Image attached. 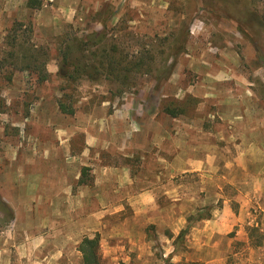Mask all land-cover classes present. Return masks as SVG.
I'll return each instance as SVG.
<instances>
[{
	"label": "rangeland",
	"instance_id": "1",
	"mask_svg": "<svg viewBox=\"0 0 264 264\" xmlns=\"http://www.w3.org/2000/svg\"><path fill=\"white\" fill-rule=\"evenodd\" d=\"M15 23L31 33L11 48ZM65 46L72 64L145 65L120 85L64 66ZM0 65V264H82L96 234L100 264H264L263 204L231 172L225 118L249 90L264 108V0H0ZM180 149L202 169L175 173Z\"/></svg>",
	"mask_w": 264,
	"mask_h": 264
},
{
	"label": "trees",
	"instance_id": "2",
	"mask_svg": "<svg viewBox=\"0 0 264 264\" xmlns=\"http://www.w3.org/2000/svg\"><path fill=\"white\" fill-rule=\"evenodd\" d=\"M44 1L45 0H25V8L31 11L39 10L42 7ZM18 31H22V33H31V29L29 26H25L21 23H15L13 29L9 30L4 38L5 45L10 46L11 48H14L16 46L15 42ZM100 38L101 37H99V40ZM61 52L63 65L67 68H74L73 66L75 65V73L87 74L88 68H91L96 75H102L103 72H105L107 75H115V73H117L114 79L116 82H119L120 85L124 83V80L128 78L129 74L140 71V69H142L145 65L142 59L135 61L130 59L128 60L126 56H118L116 59L112 56H104L103 58H101L103 60L100 59L95 62V65L90 66H88L87 64L85 65L84 63H80L79 60L76 64H72L70 58V49L65 46V48L61 50ZM14 55V53H10V56L14 57ZM33 70L37 74V80L39 83L47 80L48 74L45 70V61L36 64ZM63 79L65 80L66 84L61 88V96L57 100V107L62 114L72 115L75 111L74 104H76L78 101L77 97L75 98V95L77 96L79 92L77 91L76 86L73 85L76 80L74 79L72 74L66 72ZM103 101L104 100H100V102ZM161 110L173 118L182 114L181 112L183 111L176 105L172 107V105L166 104H163V106H161ZM183 232L184 231H182L180 235L183 234ZM98 245L99 238L97 234L92 238L84 237L80 241L78 245V251L81 255L82 264H100Z\"/></svg>",
	"mask_w": 264,
	"mask_h": 264
},
{
	"label": "crops",
	"instance_id": "3",
	"mask_svg": "<svg viewBox=\"0 0 264 264\" xmlns=\"http://www.w3.org/2000/svg\"><path fill=\"white\" fill-rule=\"evenodd\" d=\"M251 92L249 90V95H244L241 99L243 111L241 118L237 117V113L229 115L226 111L225 118L230 121V138L235 140L234 143L238 146L236 156L228 165L231 172L233 170L234 177L241 175L243 183H246V178H250L251 190L248 192L253 193L257 200L261 201L264 209V108L259 99L253 98ZM251 114H255L254 118H251ZM236 125L242 126L240 131L236 130ZM186 153L184 149L179 151L173 163L169 165L175 173L201 170L204 166L201 159L188 158ZM245 195L249 194L246 192ZM142 198L143 194L139 199Z\"/></svg>",
	"mask_w": 264,
	"mask_h": 264
}]
</instances>
